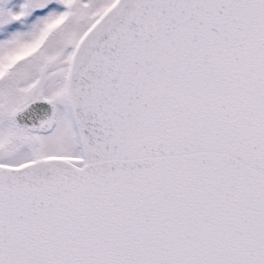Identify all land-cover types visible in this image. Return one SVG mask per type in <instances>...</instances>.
I'll use <instances>...</instances> for the list:
<instances>
[{"label": "snow or ice", "instance_id": "6c2138e0", "mask_svg": "<svg viewBox=\"0 0 264 264\" xmlns=\"http://www.w3.org/2000/svg\"><path fill=\"white\" fill-rule=\"evenodd\" d=\"M0 264H264V0H0Z\"/></svg>", "mask_w": 264, "mask_h": 264}]
</instances>
